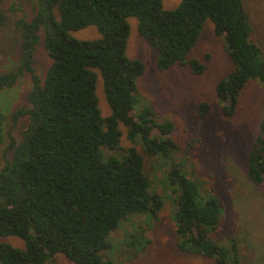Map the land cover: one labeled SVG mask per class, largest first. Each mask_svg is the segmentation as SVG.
<instances>
[{"label": "trees", "instance_id": "trees-1", "mask_svg": "<svg viewBox=\"0 0 264 264\" xmlns=\"http://www.w3.org/2000/svg\"><path fill=\"white\" fill-rule=\"evenodd\" d=\"M5 0H0V3ZM30 22H20L21 54L15 72L0 75V90L12 86L24 72L32 87L28 106L11 114L22 119L20 138L9 136V156L0 168V236H15L24 247L0 243V264H48L62 254L73 264H119L104 258L109 238L134 216L158 217L164 200L151 187L144 158L135 147L120 155L103 156L102 148L117 150L119 125L132 144L148 157L163 160L164 178L175 202L178 247L212 260L242 264L239 244L213 238L224 213L216 194L202 193L183 164L171 158L178 148L171 137V120L158 121L150 108L135 110L137 79L144 63L126 54L128 17L137 19L139 34L156 50V67L185 65L202 74L205 64L188 53L210 20L222 37L232 70L214 89L220 111L232 116L240 90L249 80L264 89V53L251 39L252 26L243 0H181L164 9L162 0H38ZM4 12L0 7V25ZM95 26L99 36L81 40L72 31ZM43 30V48L50 59L42 77L32 66ZM98 76L110 114L102 116L96 93ZM211 108L201 102L196 118ZM13 124V125H14ZM0 114V151L5 139ZM246 174L264 181V116L246 157ZM126 232L122 243L134 255L146 247L145 227Z\"/></svg>", "mask_w": 264, "mask_h": 264}, {"label": "rangeland", "instance_id": "rangeland-1", "mask_svg": "<svg viewBox=\"0 0 264 264\" xmlns=\"http://www.w3.org/2000/svg\"><path fill=\"white\" fill-rule=\"evenodd\" d=\"M181 0H162L164 9H174ZM252 26L251 39L264 53V0H243ZM4 21L0 25V75L15 72L21 54L20 22H30L36 17L38 0H5L0 3ZM129 36L126 54L144 63L145 69L137 79V103L135 110L150 108L158 121L171 120L174 128L172 139L178 148L171 158L183 164L188 176L198 184L202 193H213L222 200L224 213L214 239L227 244L233 237L239 244L242 264H264V181L256 185L246 174V157L257 136L264 116V89L259 82L249 80L240 90L236 109L232 116L220 111V100L215 95L216 83L232 70L222 37L213 34L210 20L206 21L196 45L188 53L205 64L202 74H194L188 66L174 65L167 70L156 67V50L139 34L137 19L128 17ZM43 30H39V42L35 46L32 66L42 77L50 64L43 48ZM77 39L90 40L99 36L95 26L72 31ZM32 87L29 73L24 72L9 87L0 90V114L5 122V139L0 151V168L9 153L4 151L9 136L20 138L19 119L15 124L11 114L18 108L28 106V92ZM96 93L102 116L110 114L98 76ZM201 102L210 105L205 118H196L195 112ZM14 124V125H13ZM121 135L119 148H102L104 157L125 153L135 147L144 158V169L151 180L152 189L164 200L158 217L147 221L134 216L130 222L121 223L109 238L110 248L103 253L119 264H213L212 260L181 250L177 245L174 226L175 202L171 187L164 178L163 160L146 156L139 144H132L127 129L119 125ZM145 227L146 247L136 255L125 247L122 239L126 232L137 226ZM6 242L23 248L22 239L0 236ZM48 264H73L62 254H56Z\"/></svg>", "mask_w": 264, "mask_h": 264}]
</instances>
